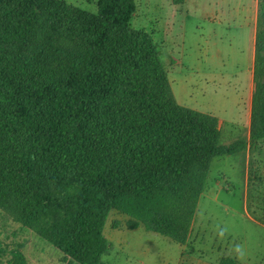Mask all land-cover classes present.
Here are the masks:
<instances>
[{
	"label": "trees",
	"instance_id": "obj_1",
	"mask_svg": "<svg viewBox=\"0 0 264 264\" xmlns=\"http://www.w3.org/2000/svg\"><path fill=\"white\" fill-rule=\"evenodd\" d=\"M136 11V0H98L96 12L0 0V209L67 264H102L112 210L186 244L212 161L247 146L222 143L217 116L178 102ZM257 23L251 142L264 141V7Z\"/></svg>",
	"mask_w": 264,
	"mask_h": 264
},
{
	"label": "rangeland",
	"instance_id": "obj_2",
	"mask_svg": "<svg viewBox=\"0 0 264 264\" xmlns=\"http://www.w3.org/2000/svg\"><path fill=\"white\" fill-rule=\"evenodd\" d=\"M65 1L88 11L98 10V0ZM136 3L132 24L148 31L159 45L178 102L217 116L222 143L244 139L247 146L212 161L186 244L143 225L127 228L128 216L112 210L105 226L110 249L102 264H219L223 256L242 264H264V211L259 202L264 141L251 142L254 56L252 25L248 23L252 12L257 30L264 0ZM175 57L181 59V65ZM0 246V264H12L19 254L26 264L68 263L60 248L1 209Z\"/></svg>",
	"mask_w": 264,
	"mask_h": 264
},
{
	"label": "crops",
	"instance_id": "obj_3",
	"mask_svg": "<svg viewBox=\"0 0 264 264\" xmlns=\"http://www.w3.org/2000/svg\"><path fill=\"white\" fill-rule=\"evenodd\" d=\"M186 3V2H185ZM184 3V4H185ZM174 5H183V4H174ZM254 21L252 20V12L250 13V19H249V24H251L252 25V34H251V39H252V51H253V56H254V48H255V36H256V31H255V26H254V23H253ZM174 59H176V64L177 65H181L182 64V61H181V59H177L176 57L174 58ZM252 59H253V57H252ZM251 64H252V69H253V66H254V60H252V62H251ZM252 96H253V92H252ZM251 96V97H252ZM250 98V97H249ZM250 101H252V98H250L249 99V104H250ZM249 107H250V105H249Z\"/></svg>",
	"mask_w": 264,
	"mask_h": 264
},
{
	"label": "clouds",
	"instance_id": "obj_4",
	"mask_svg": "<svg viewBox=\"0 0 264 264\" xmlns=\"http://www.w3.org/2000/svg\"><path fill=\"white\" fill-rule=\"evenodd\" d=\"M237 250H239V246H237Z\"/></svg>",
	"mask_w": 264,
	"mask_h": 264
}]
</instances>
